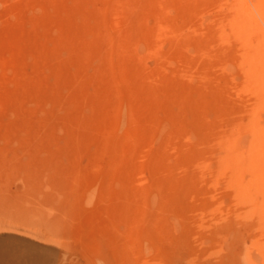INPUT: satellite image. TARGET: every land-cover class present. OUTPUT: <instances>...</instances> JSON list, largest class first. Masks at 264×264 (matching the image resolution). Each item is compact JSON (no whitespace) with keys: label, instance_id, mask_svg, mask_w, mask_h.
I'll return each instance as SVG.
<instances>
[{"label":"rangeland","instance_id":"rangeland-1","mask_svg":"<svg viewBox=\"0 0 264 264\" xmlns=\"http://www.w3.org/2000/svg\"><path fill=\"white\" fill-rule=\"evenodd\" d=\"M14 1L0 0V264H264V144L241 145L243 151L221 145L222 156L212 148L179 151L182 145L168 141L175 119L163 94L176 58L168 44L159 49L154 41H167L166 28L182 26L174 6L168 0ZM190 1L193 13L207 8ZM236 1L263 28L264 0ZM240 64L234 59L229 68ZM246 155L251 158L242 160ZM170 168L187 172L180 176L186 180ZM240 168L257 169L258 179L253 172L246 180ZM229 175L240 180L233 179L239 186L231 190ZM200 188L209 195L198 194ZM200 195L211 197L208 204Z\"/></svg>","mask_w":264,"mask_h":264},{"label":"bare ground","instance_id":"bare-ground-1","mask_svg":"<svg viewBox=\"0 0 264 264\" xmlns=\"http://www.w3.org/2000/svg\"><path fill=\"white\" fill-rule=\"evenodd\" d=\"M14 1V0H13ZM140 1V0H139ZM138 1V2H139ZM159 1V0H158ZM190 0H168V3L171 4L172 6H174L177 15H179L180 19L183 17L185 18L184 20H180L183 21L181 24L182 26H178V27H168L166 28V33L163 34H167L168 35V39H166L167 41L164 42L161 41L160 39H158V37H156L153 43L156 44L159 48H162L163 46H166L168 44V46H170L172 48L173 51V57H175L176 61H175V68L173 67L172 70L169 71L171 73H168L171 75V83L167 84L166 88L164 89V97H168V102L166 103V110L168 112H170V114H172L174 116L173 119H175L177 121L174 120V122L172 121L171 124V128L174 130L175 134L171 137L169 136L170 133H168L169 135V142L174 143V144H178V145H182L180 147H178L179 151H190V150H202L205 148H212L215 150H221L222 151V156L223 153L225 151H223V149L221 147V145L226 146L225 144H228L227 147L230 148V146L234 145H239V146H235L234 149H242V147H244L246 144H264V26L262 28V25L259 24L260 21H258V23L250 16H248V12L245 13L243 11V6L239 5L238 2L236 0H195L194 2L196 3H200V4H205L206 5V10L205 11H201L199 13H193L188 9V4L191 2H189ZM74 2V1H73ZM148 3H154L157 4V0H147ZM193 2V3H194ZM167 3V2H166ZM194 3V5H195ZM196 3V4H197ZM244 3V2H243ZM141 4V2H140ZM164 4V3H163ZM15 1H14V6H15ZM145 6V5H144ZM154 6V5H153ZM163 7V5H161ZM165 6V5H164ZM195 6H199V8H201L200 5H195ZM242 6V7H241ZM161 7V8H162ZM167 7V6H166ZM170 7V6H169ZM160 8V9H161ZM198 8V7H195ZM202 8H204V6H202ZM154 9V8H153ZM156 9V8H155ZM159 9V10H160ZM256 9V8H255ZM163 10V9H162ZM198 10V9H197ZM203 10V9H202ZM194 11V10H193ZM196 12V11H195ZM252 13V12H251ZM155 14V13H154ZM158 14V13H157ZM166 14V13H164ZM174 14V13H173ZM135 15V14H134ZM147 15V14H146ZM175 15V14H174ZM260 15V14H259ZM258 15V16H259ZM159 16V15H158ZM169 16V15H168ZM262 17H260L261 19H264V14L260 15ZM129 17V16H128ZM146 19V18H145ZM187 19V20H186ZM262 19V20H263ZM94 20V19H93ZM161 20V19H160ZM127 21V20H126ZM150 21V20H149ZM174 21V20H173ZM142 22V21H141ZM140 22V23H141ZM146 23V22H145ZM142 24V23H141ZM147 24V23H146ZM264 24V23H263ZM141 26V25H140ZM161 26V25H160ZM139 27V26H138ZM146 29V28H145ZM158 34V33H157ZM163 37V36H162ZM154 38V37H153ZM158 39V40H157ZM162 39V38H161ZM164 39V37H163ZM152 42V41H151ZM73 46H76L73 44ZM71 46V47H73ZM19 47H20V43H19ZM18 47V49H19ZM25 47V46H24ZM159 48V49H160ZM74 50L76 48H73ZM158 49V50H159ZM156 51V50H155ZM168 52V51H167ZM65 52H63L64 54ZM61 54V53H60ZM171 55V54H170ZM222 55V56H221ZM57 56V55H56ZM61 57V56H60ZM67 56H65L66 58ZM168 57L170 58V56L168 55ZM53 58V57H52ZM172 58V57H171ZM55 59V58H53ZM234 59H239L241 61V64L238 66H234L231 68H229L230 65V61L234 60ZM172 60V59H171ZM174 61V60H172ZM237 61V60H236ZM50 62H51V58H50ZM48 61V63H50ZM61 62L63 63V60H61ZM58 63V61H57ZM56 63V64H57ZM61 63V64H62ZM219 63L221 68H219V70H215L212 69L211 66L213 64H217ZM67 64V63H66ZM173 64V65H174ZM46 65V64H45ZM60 65V64H59ZM78 65V64H77ZM237 65V64H236ZM65 66V64H64ZM67 66V65H66ZM214 66V65H213ZM216 66V65H215ZM214 68V67H213ZM69 68L67 67V70ZM133 70V69H132ZM153 71V70H152ZM132 73V72H131ZM157 73V72H156ZM167 74V73H166ZM167 74V75H168ZM153 75V74H152ZM169 75V78H170ZM219 75H222L224 77V80H218L220 79L222 76L218 77ZM128 76V74H127ZM140 76V75H139ZM168 78V76H166ZM60 78V77H59ZM218 78V79H217ZM222 79V78H221ZM170 80V79H169ZM49 82V81H48ZM73 82V81H72ZM170 82V81H169ZM121 83V82H120ZM47 84V83H46ZM124 85V82L122 83ZM126 84V83H125ZM202 84V85H200ZM151 85V84H150ZM159 85V84H158ZM169 85V86H168ZM201 86V89L195 90L194 86ZM47 86V85H46ZM134 86V84L132 85V87ZM197 86V88H198ZM49 87V86H48ZM74 87V86H73ZM124 87V86H123ZM151 87V86H150ZM126 88V87H125ZM158 88V87H157ZM132 89V88H131ZM56 91V90H55ZM63 91V90H62ZM131 92V91H129ZM48 93V92H47ZM52 93V92H51ZM65 93V92H64ZM162 94V93H161ZM133 95V94H132ZM162 95V96H163ZM134 96V95H133ZM159 96V95H158ZM163 97V98H164ZM144 99V98H143ZM162 99V98H161ZM165 99V98H164ZM65 100V99H64ZM67 100V99H66ZM163 100V99H162ZM68 101V100H67ZM161 101V100H160ZM164 103V101H163ZM135 104V103H133ZM162 105V104H161ZM63 106V105H62ZM134 107V105H132ZM137 107V106H136ZM141 107V106H140ZM146 107V106H145ZM155 107V104H154ZM162 106H159L158 108H160ZM157 108V109H158ZM63 109V108H62ZM67 109V107H66ZM75 109V108H74ZM79 109V108H78ZM128 109V108H127ZM135 109V108H134ZM143 109V108H142ZM65 110V109H64ZM88 110V109H87ZM86 110V111H87ZM145 110V109H144ZM161 110V109H160ZM160 115L162 111H160ZM80 111V110H79ZM129 111V110H128ZM142 111V110H141ZM139 111V112H141ZM76 112V111H75ZM137 112V113H139ZM84 114V113H83ZM82 114V115H83ZM129 115V114H128ZM137 115V114H136ZM140 115V114H139ZM138 115V116H139ZM131 116V115H130ZM154 116V115H153ZM163 116V115H162ZM133 117V116H132ZM170 117V116H169ZM53 118V117H52ZM165 119V118H164ZM54 120V119H53ZM129 120V119H127ZM142 120V119H141ZM167 120V119H166ZM164 120V121H166ZM134 121V120H133ZM168 121V120H167ZM166 121V122H167ZM55 122V120H54ZM53 122V123H54ZM57 123V122H55ZM76 123V122H75ZM79 123V122H78ZM166 124V123H165ZM163 124V125H165ZM129 125V124H128ZM162 125V126H163ZM167 126H165L166 128L164 129H168L167 127H169V124H166ZM118 126V125H117ZM161 126V125H160ZM161 126V127H162ZM133 127V126H132ZM160 127V129H161ZM164 127V126H163ZM60 128V127H57ZM78 128V127H77ZM143 128V127H142ZM55 129V128H54ZM131 129V128H130ZM56 130V129H55ZM60 130V129H59ZM63 130V129H62ZM117 130V129H116ZM133 130V129H132ZM162 130V129H161ZM165 131V130H164ZM122 132V131H121ZM132 132V131H131ZM136 132V131H135ZM159 132V131H158ZM162 132V131H161ZM169 132V131H168ZM172 132V131H170ZM56 133V132H55ZM137 133V132H136ZM141 133V130H140ZM155 134V133H154ZM163 134H167V133H163ZM141 135V134H140ZM61 136V135H60ZM132 136V134H131ZM136 136V135H135ZM119 137V136H118ZM149 137V136H148ZM57 138V137H56ZM128 138V137H127ZM119 139V138H118ZM131 139V138H130ZM157 139V138H156ZM64 140V139H63ZM62 140V141H63ZM105 140V138H104ZM152 140V139H151ZM162 140V139H161ZM124 141V140H123ZM133 141V139H132ZM135 141V139H134ZM138 141V139L136 140ZM135 141V142H136ZM140 141V140H139ZM159 142V140H157ZM163 141V140H162ZM60 142V141H59ZM130 142V141H129ZM164 142V141H163ZM109 143V142H108ZM124 143V142H123ZM132 143V142H131ZM138 144V143H137ZM232 144V145H229ZM136 145V144H135ZM134 145V146H135ZM163 145V144H160ZM205 145H207L208 147H205ZM233 145V146H234ZM242 145V147H241ZM244 145V146H243ZM215 146V147H214ZM223 146V147H224ZM140 147V146H139ZM261 147H263V145H261ZM114 148V147H113ZM138 148V147H137ZM141 148V147H140ZM149 148V147H148ZM246 148V147H245ZM264 148V147H263ZM132 149V148H130ZM129 149V150H130ZM152 149V148H151ZM157 149V148H156ZM226 149V148H225ZM144 150V149H143ZM215 150H213L214 154H215ZM219 150V151H220ZM240 150V151H241ZM246 150V149H245ZM256 150V149H255ZM261 150V148H260ZM114 151V150H113ZM118 151V150H117ZM116 151V152H117ZM121 151V150H120ZM163 151V150H161ZM209 151V149L207 150ZM211 151V150H210ZM236 151V150H235ZM251 151V150H250ZM115 152V151H114ZM113 152V153H114ZM124 152V151H123ZM133 152V150H132ZM141 152V151H140ZM145 152V151H144ZM158 152V151H157ZM157 152H154L155 154ZM191 152V151H190ZM217 152V151H216ZM229 152V151H228ZM245 152V151H244ZM261 152L264 154L263 150H261ZM260 152V153H261ZM112 153V154H113ZM128 153V152H127ZM130 153V152H129ZM138 153V152H137ZM149 154V151L146 152ZM165 153V152H164ZM163 153V154H164ZM167 153V152H166ZM180 153V152H179ZM187 153V152H186ZM201 153V152H200ZM204 153V152H203ZM202 153V154H203ZM237 153V152H236ZM261 153V154H262ZM115 154V153H114ZM124 156L126 155V152L124 153ZM131 154V153H130ZM133 154V153H132ZM143 154V153H141ZM158 154V153H157ZM205 154V153H204ZM212 153V155H214ZM219 153H217V157ZM225 154V153H224ZM227 156L228 153L226 152ZM230 154V153H229ZM238 154V153H237ZM252 155L253 151L251 152ZM260 154V156H261ZM119 155V152H118ZM139 155V154H138ZM145 155V154H144ZM147 155V154H146ZM174 155V154H173ZM192 156V154H187ZM215 155V156H216ZM220 155V156H221ZM242 155V154H241ZM249 155V154H248ZM251 155V156H252ZM113 156V155H112ZM120 156L122 157L123 155L120 154ZM130 156V155H129ZM143 156V155H142ZM140 157L141 159L143 157ZM157 156V155H156ZM155 156V157H156ZM199 156V153L198 155ZM201 156V155H200ZM209 157L211 156V154L209 153L208 155ZM214 156V157H215ZM225 156V157H227ZM116 157V155H114V158ZM149 157V155H148ZM160 157V156H159ZM168 157V156H167ZM177 157V156H176ZM182 157V156H181ZM208 157V158H209ZM224 157V158H225ZM254 157V156H253ZM139 158V159H140ZM163 158V157H162ZM171 158V157H170ZM185 158H188L185 156ZM200 158V157H199ZM249 159L251 157L247 158V155L243 157L242 160ZM256 160L258 158V156H255ZM263 158V157H261ZM112 159V158H110ZM108 158V161L110 160ZM120 159V158H119ZM124 159V158H123ZM149 159V158H148ZM151 159V158H150ZM149 159V160H150ZM153 159V158H152ZM151 159V160H152ZM164 159V158H163ZM172 159V158H171ZM181 160V158H179ZM193 159V158H192ZM201 159V158H200ZM216 159V158H213ZM219 159V158H218ZM227 159V158H226ZM231 159V158H230ZM240 159V158H239ZM127 160V159H126ZM131 160V159H130ZM168 160V158H167ZM195 160V157H194ZM212 160V158H211ZM224 160V159H223ZM228 160V159H227ZM113 161V160H112ZM122 161V160H121ZM171 161V160H170ZM179 161V160H178ZM176 161V162H178ZM193 161V160H192ZM199 161V160H198ZM203 161V160H202ZM215 161V160H214ZM213 161V163H214ZM221 161V160H220ZM219 161V162H220ZM234 161V160H233ZM251 161V160H250ZM114 162V161H113ZM116 162V160H115ZM149 162V161H148ZM147 162V163H148ZM155 162V160L153 161ZM181 162V161H180ZM188 162V161H187ZM201 162V161H200ZM208 162V160H207ZM204 162L203 164L206 163L208 167L210 168V166L212 164H210V161L207 163ZM222 162V161H221ZM220 162V164H222ZM228 163H231L229 161H225ZM245 162V163H244ZM255 162V161H253ZM258 161L255 162V165L258 164ZM261 162V160H259V163ZM112 162L110 161V164ZM156 163V162H155ZM165 163V162H164ZM162 163V164H164ZM169 163V162H168ZM166 163V164H168ZM173 163V161H172ZM191 163V162H190ZM198 163V162H197ZM195 163V165L197 164ZM202 163V162H201ZM212 163V162H211ZM216 163V164H215ZM214 164L217 166L219 165V163L215 162ZM241 163V162H240ZM115 164V163H114ZM113 164V165H114ZM126 164V163H125ZM132 164V163H131ZM151 164H153L151 162ZM177 164V163H176ZM174 164V165H176ZM180 164V163H179ZM178 164V166H179ZM189 164V163H188ZM224 164V163H223ZM236 164V162L234 163ZM246 164V161H243L242 163ZM146 165V164H145ZM169 165V164H168ZM182 165V164H180ZM192 165V164H191ZM194 165V166H195ZM227 165V164H226ZM231 165V164H230ZM229 165V166H230ZM239 165V163H238ZM247 165V164H246ZM246 165H244V168L246 167ZM261 166V164H258ZM262 165H264L262 163ZM110 166V165H109ZM135 166V165H134ZM147 166V165H146ZM190 166V165H189ZM201 166V165H200ZM205 166V167H206ZM214 166V165H213ZM228 166V165H227ZM228 166V167H229ZM233 165H231L230 167H232ZM254 166V164H253ZM116 167V165H115ZM114 167V168H115ZM118 167V166H117ZM153 167V166H152ZM174 167V166H173ZM177 167V165L175 166ZM180 167V166H179ZM178 167V170H179ZM188 167V165H187ZM204 167V168H205ZM207 167V168H208ZM212 167V166H211ZM234 167V166H233ZM230 168L233 169L232 172H234V168ZM236 167L237 164H236ZM258 167V166H257ZM264 167V166H263ZM113 168V169H114ZM120 168V167H119ZM118 168V169H119ZM135 168V167H134ZM137 168V167H136ZM135 168V169H136ZM145 168V167H143ZM162 168V166H161ZM169 168V167H167ZM198 167H196L197 169ZM215 168V167H214ZM243 168V167H242ZM241 169L245 170L247 168V172L249 171L248 166L245 169ZM256 167H254L255 169ZM262 168V167H261ZM260 168V169H261ZM111 169V167H110ZM117 169V168H116ZM139 169V168H138ZM158 169V168H157ZM160 169V167H159ZM171 169V168H170ZM174 169V168H172ZM171 169V170H172ZM189 168H187L188 170ZM195 169V167H194ZM199 169V168H198ZM216 169V168H215ZM214 169V170H215ZM225 169V168H223ZM250 168V172H251ZM109 170V169H107ZM142 170V169H141ZM140 170V171H141ZM152 172V169H150ZM192 168H191V173H192ZM227 172V174H232L231 172ZM237 171H235L236 173L238 172L239 169H235ZM132 171V170H131ZM176 170L174 169V174ZM196 170H193V172ZM206 171V170H205ZM203 171L202 173H208ZM210 171V170H209ZM240 171V170H239ZM246 171V170H245ZM120 172V171H119ZM139 172V171H138ZM137 172V173H138ZM144 172V171H143ZM142 172V173H143ZM147 172V171H146ZM184 172V171H183ZM200 171H198L199 173ZM214 172V171H213ZM212 171L209 173H213ZM223 172H225L223 170ZM234 172V173H235ZM249 174L253 175V172H257L252 170V173ZM260 172V171H259ZM136 173V171H135ZM148 173V172H147ZM153 173V172H152ZM168 173V172H167ZM178 173V172H177ZM176 173V174H177ZM184 172L183 175H185ZM233 173V174H234ZM243 175L246 176L247 178V174H244L246 172H243ZM241 173V174H242ZM258 173V172H257ZM140 174V173H139ZM179 174V173H178ZM182 173L179 174V178H181ZM201 174V173H200ZM217 174V173H216ZM215 174V175H216ZM223 174V173H222ZM238 174V173H237ZM240 174V175H241ZM248 174V179H252V178H256L257 176H259L258 174L255 176H252V178H249ZM136 175V174H135ZM138 175V174H137ZM190 175V174H189ZM192 175H194V173H192ZM191 175V176H192ZM202 175V174H201ZM199 175V176H201ZM236 175V174H235ZM235 175H229V176H233L231 177L229 180H231L232 185L229 184V187H233V179L235 180L236 177L234 178ZM261 175V174H260ZM264 176V174H262ZM261 175V177H262ZM134 176V175H133ZM151 176V175H150ZM149 176V177H150ZM181 176V177H180ZM211 176H214V173L211 174ZM239 177V174L236 175ZM244 176V178H245ZM139 177V175H138ZM141 177V176H140ZM158 177V176H157ZM196 178V174L194 176ZM198 177V175H197ZM206 177L208 178V176L206 175ZM222 176L220 175V178ZM227 177V175L225 174V178ZM153 178V177H151ZM155 178V177H154ZM177 178V175L176 177ZM178 178V180H180ZM185 178V177H184ZM184 178H181L182 180ZM191 178V177H190ZM194 178V179H195ZM214 178V177H213ZM158 179V178H157ZM215 179V178H214ZM209 178V180H214ZM217 179V178H216ZM215 179V180H216ZM258 179V177L256 178ZM255 179V180H256ZM129 180V179H127ZM136 180V179H135ZM153 180V179H152ZM160 180V179H159ZM170 180H172L170 178ZM181 180V181H182ZM186 180V178H185ZM200 179L198 178V184L202 181H199ZM207 180V179H206ZM205 180V182H206ZM238 179H236L237 181ZM245 180V181H246ZM113 181V180H112ZM118 181V180H117ZM156 181V180H155ZM166 181V179L164 180ZM189 181V179H188ZM193 181V179H192ZM195 181V180H194ZM220 181V180H219ZM226 181V180H225ZM225 181H223V183H225ZM240 181V180H238ZM244 180H241V182L243 183ZM145 182V181H144ZM142 182V183H144ZM157 182V181H156ZM155 182V184H157ZM160 182V181H159ZM167 182V181H166ZM171 181H169V185L174 186L173 184H170ZM191 182V181H190ZM211 182V181H210ZM216 182V181H215ZM218 182V181H217ZM230 182V181H229ZM230 182V183H231ZM124 183V182H123ZM141 183V184H142ZM154 183V182H153ZM165 183V182H164ZM179 183V182H178ZM184 183V181L182 182ZM189 183V182H188ZM213 183V182H212ZM211 183V184H212ZM222 183V180H221ZM240 182H237V184ZM241 183V184H242ZM114 184V183H113ZM117 184V183H116ZM145 184V183H144ZM191 184V183H190ZM201 184H199V186L201 187ZM204 184V183H203ZM202 184V185H203ZM206 184H208V181L206 182ZM240 184V185H241ZM245 184V183H244ZM154 185V184H153ZM159 185V183L157 184V186ZM163 185V184H162ZM188 185V184H187ZM184 186L187 187L189 186ZM223 184H219V186H221L222 188ZM160 186V185H159ZM158 186V187H159ZM164 186V185H163ZM161 186V187H163ZM183 186V185H182ZM205 186V184L203 185ZM202 186V187H203ZM226 186V185H224ZM235 186H239V185H235ZM242 186V185H241ZM146 187V186H145ZM151 187H155L157 190L156 186H151ZM177 187H179V185L177 184ZM206 187V186H205ZM203 187V188H205ZM209 187V186H208ZM243 187V186H242ZM248 187V185H247ZM152 188V189H153ZM154 188V189H155ZM167 188V187H165ZM174 188V187H173ZM192 188L193 189V183L192 186L189 187V189ZM200 188V189H203ZM216 188V187H215ZM261 188V187H260ZM259 188V189H260ZM264 188V187H263ZM133 189V188H132ZM145 189V188H144ZM169 189V186L168 188ZM179 189V188H178ZM207 189V188H206ZM225 189V187H224ZM223 189V190H224ZM230 189V188H229ZM232 189V188H231ZM230 189V190H231ZM237 189V188H236ZM143 190L141 189L140 186V191ZM146 190H149V188L146 187ZM161 190V189H160ZM159 190V191H160ZM164 190V189H163ZM181 190V188H180ZM191 190V189H190ZM189 190V191H190ZM198 190V188H197ZM211 190V189H210ZM222 190V189H221ZM138 191V190H137ZM172 191V190H171ZM177 191V190H176ZM219 190L217 189V192ZM233 191V190H232ZM144 192L141 191V193ZM192 192V191H191ZM203 194H207L209 195V190H207V193L205 192V189H203L201 192L199 190L198 194L201 193ZM205 192V193H204ZM213 192V191H212ZM211 192V193H212ZM227 192V191H226ZM238 192V191H237ZM240 193H243L242 191H239ZM263 192V193H262ZM262 192L260 193L262 196L264 195V191L262 190ZM136 193V192H135ZM146 193V192H145ZM144 193V196H145ZM179 193V192H178ZM183 193V192H182ZM189 193V192H188ZM193 193V192H192ZM216 193V192H215ZM224 194V192H222ZM221 193V194H222ZM230 193V192H229ZM232 193V192H231ZM163 194V193H162ZM177 194V193H176ZM187 194V193H186ZM213 194V193H212ZM210 194V196L212 195ZM217 194V193H216ZM215 194V195H216ZM228 194V193H227ZM233 194V193H232ZM243 194H249L248 193H243ZM253 194V193H251ZM249 194L250 196H253ZM132 195V193H131ZM170 195V193L168 194ZM183 195V194H182ZM188 195V194H187ZM199 196L200 198L205 196ZM214 194L212 196H214L213 198L215 199ZM231 195V194H230ZM235 195V194H234ZM241 195V194H240ZM246 195H241L240 197H248ZM258 195V194H257ZM181 196V195H180ZM211 196V197H212ZM223 197L224 200L226 199L224 195H221ZM256 196V195H255ZM134 197V196H132ZM142 195L139 197L141 198ZM182 197V196H181ZM190 197V196H189ZM209 197V198H211ZM228 197V196H227ZM261 197V196H260ZM138 198V199H139ZM170 198V196H169ZM204 198V197H203ZM207 197L204 198V200H202V202L208 204L207 199H209ZM178 199V198H177ZM183 199V198H182ZM193 199V198H192ZM213 199V200H214ZM219 199V198H218ZM231 199V198H230ZM233 199V198H232ZM238 199V198H237ZM245 199V198H243ZM249 199V197H248ZM254 199V198H253ZM137 200V199H136ZM184 200V199H183ZM188 200V199H187ZM216 200V199H215ZM221 200H217L221 202ZM261 200H263V198L261 197ZM134 201V200H133ZM138 201V200H137ZM181 201V200H180ZM210 201V199H209ZM228 201H230V203L232 202L231 200H229L228 197ZM250 201V199H249ZM257 201L259 204L260 201H258V198L255 200ZM160 202L161 199H160ZM176 202V201H175ZM179 202V201H178ZM194 202V201H193ZM199 202V200H198ZM201 202V203H202ZM214 202V201H213ZM226 202V201H225ZM137 203V202H136ZM183 203V202H182ZM187 203V202H186ZM185 203V204H186ZM195 203V202H194ZM202 203V204H203ZM224 203V202H223ZM229 203V207L231 208V205ZM184 204V205H185ZM205 204V205H206ZM216 204V203H214ZM212 204V207H214ZM219 204V203H218ZM217 204V205H218ZM234 204V203H233ZM239 204V201L238 203ZM252 204V203H251ZM200 205V204H199ZM210 205V203H209ZM209 205H207L206 209L208 211V207H210ZM226 204H223L221 206H224ZM180 207V203L178 205ZM195 206V205H194ZM202 206V205H201ZM220 206V207H221ZM228 206V205H226ZM257 206V205H256ZM176 207V205H175ZM178 207V208H179ZM211 207V208H212ZM233 207V206H232ZM236 207V206H234ZM241 207V206H240ZM263 207V206H262ZM181 208V207H180ZM187 208V207H186ZM222 208V207H221ZM226 208V207H225ZM255 208V207H254ZM259 208V207H258ZM204 209V206H203ZM210 209V208H209ZM215 209V208H214ZM228 209V208H227ZM242 209H247V208H242ZM251 209V208H249ZM199 210V209H198ZM217 210V209H216ZM232 210V209H231ZM254 210V209H253ZM206 211V212H207ZM220 211V210H219ZM225 211V210H224ZM230 211V210H229ZM243 211V210H242ZM204 211L203 214L206 213ZM201 213V210H200ZM256 213V211L254 212ZM202 214V215H203ZM214 214V213H213ZM242 214H245L244 212H242ZM195 215V214H194ZM199 215V214H198ZM206 215V214H205ZM212 215V214H211ZM210 215V216H211ZM235 216V215H234ZM241 216V213L240 215ZM238 216V217H239ZM197 217V216H196ZM220 217V216H218ZM233 217V216H232ZM237 217V218H238ZM252 217V216H250ZM256 217V216H255ZM207 218V217H206ZM209 221H210V217H208ZM213 218V217H212ZM243 218V217H241ZM254 218V217H253ZM264 218V217H263ZM261 218V219H263ZM200 219V218H199ZM219 219V218H217ZM240 219V218H239ZM250 219V218H249ZM201 220V219H200ZM207 220V221H208ZM212 220V219H211ZM221 220V219H220ZM226 220V219H225ZM204 221V220H203ZM224 221V220H223ZM242 221V219H241ZM261 221V220H260ZM238 222V221H237ZM246 222V221H245ZM259 222V220H258ZM263 223V222H262ZM254 224V223H252Z\"/></svg>","mask_w":264,"mask_h":264}]
</instances>
